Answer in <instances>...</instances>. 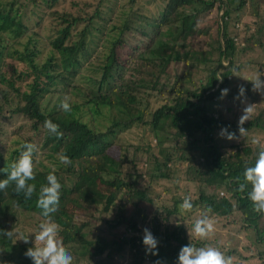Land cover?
Instances as JSON below:
<instances>
[{
  "label": "trees",
  "instance_id": "1",
  "mask_svg": "<svg viewBox=\"0 0 264 264\" xmlns=\"http://www.w3.org/2000/svg\"><path fill=\"white\" fill-rule=\"evenodd\" d=\"M18 1L13 0L5 9L0 7V33L9 34L13 39L25 36L26 29L20 22L18 6L21 5ZM141 1L144 0H128L129 13H123L119 24H109L102 34L101 45L106 51L103 62L93 67L92 63L85 66L89 70L86 81L90 86L81 102L69 100L70 112L60 110L57 99L45 100L44 96L51 97L60 90H70L71 94L79 96L80 91L74 82L78 70L83 68L84 59L90 56L89 45L96 46L91 38H87L92 17H100L96 9L93 16L88 17L79 13L59 16L62 27L54 31L55 36L49 42L52 51L45 62L35 63L33 58L37 54L27 48L35 42L31 38L34 33L26 36L22 52H14L18 55L17 61L23 62L28 69L30 67L34 77L23 89L16 88L13 100L8 96L0 98V169L10 171L11 165L19 158L21 146L24 143L35 144L38 149L33 154L35 179L29 183L35 185L36 191L30 199H25L22 192L17 194L14 183L0 191V229L15 232L17 226L22 225L31 231L28 235L27 230L20 233L24 238L29 237L27 244L17 241L15 236L11 239L0 236V264H32L24 253L34 246V234L45 219L37 207V199L41 186L47 183V175L53 172L62 187L58 210L51 219L59 226L57 238L63 241L77 260L89 262L96 259L94 264H112L114 258L122 256L126 248L134 253L136 245L143 246V237L126 238L124 234L116 237L114 228L127 225V230L139 232L130 218L120 213L121 207L127 198L152 206L148 198L149 186L146 185L144 189L140 186V172H123L122 168L126 166L136 169L135 162L131 160L132 154L124 153L114 159L106 151L111 147L114 135L128 130L129 126L144 118L148 106L147 100L142 99L144 92H158L157 87L161 85L166 87V103L145 115L149 120L143 124L149 126L161 158L160 163L154 162L148 177L155 180L178 179L174 175L180 172L182 178L186 176L188 181H198L205 188L230 193L231 197L227 200L217 202L213 196L200 193L192 201L193 208L202 211L201 217L209 209L223 218L237 213L238 219L231 218L228 224L243 232V249L250 255L244 256L242 261L246 264H264V226H258L261 215L253 211L252 203L247 199L251 185L244 192L237 190L239 183L243 182L245 168L254 166L258 152L264 150V147L259 149V141L264 138V110L252 114L243 125L257 137L255 140L245 141L242 138L229 141L218 136L225 126H230L229 131L239 135L237 122L240 115L236 111L240 101L234 100L238 89L229 88L231 76L235 73L234 68L238 72L247 68L245 53L264 48V1L160 0L163 6L151 17L133 11V7L141 4ZM130 16L138 19L136 25ZM80 22L82 27L74 33ZM141 23L144 29L138 26ZM200 25H205V28ZM134 30L143 39L136 40L134 46L123 44L122 35ZM206 31L210 36L209 41L204 42V47L199 50L193 48V39L202 33L206 35ZM73 36L75 40L71 39ZM121 45L126 46L125 54L120 53ZM11 50L10 41L5 43L0 40V59L6 57L15 60L10 56ZM211 55L210 60L208 56ZM7 66L13 68V65ZM170 66L182 68L177 79L168 74L167 68ZM130 69L138 72L137 83L123 79V73ZM192 70L200 71L198 79H194ZM221 70L223 83L215 79ZM28 72H21L12 81L5 80V83L13 87L17 80L23 82ZM148 78L151 83L143 88L142 84H147L145 80ZM182 80L184 83L180 88ZM113 81L114 84L109 83ZM5 83L4 75L0 73V86ZM103 85L107 86L106 90L102 89ZM223 88L229 89L228 95L223 98L227 99V104L219 98ZM7 103L4 114L3 108ZM103 111L112 117L111 125L105 133L97 135L95 118ZM10 119L16 124L7 132L2 121ZM46 120L58 124L62 135H49L44 129ZM167 129L175 131L176 139L166 138ZM180 140L186 145L185 148L176 147ZM169 141H173V144L167 146ZM60 154L67 155L72 163L67 166L62 164L58 158ZM42 157L46 160L45 164ZM126 158L129 164L125 163ZM183 164L185 166L181 172L178 166ZM64 176L69 179L68 184L64 182ZM5 178L6 174L0 171V180ZM178 208L177 202L170 208L162 207L164 213L160 214L161 219L178 215ZM85 209L105 215L101 223L108 225L113 232L94 224L92 227L98 233L93 239L87 238V229L90 230L91 226L85 220L73 222L74 212H86ZM108 213L111 218H107ZM159 223L157 218H152L150 226L146 227L159 241L158 256L151 259L154 264L156 261L175 264L180 248L189 243L195 247L210 243L187 238L186 232L193 225H180L173 230L165 228L161 231ZM164 252L169 254L164 255ZM144 260L145 256L141 255L139 263Z\"/></svg>",
  "mask_w": 264,
  "mask_h": 264
},
{
  "label": "rangeland",
  "instance_id": "2",
  "mask_svg": "<svg viewBox=\"0 0 264 264\" xmlns=\"http://www.w3.org/2000/svg\"><path fill=\"white\" fill-rule=\"evenodd\" d=\"M13 0H0V7L5 9L8 7L10 2ZM264 1V0H263ZM17 4V3H16ZM15 4V5H16ZM18 6L20 12V22L24 25L26 29H24L25 36L22 35L13 39L9 34L0 33V40L3 42L10 41L12 45V50L10 52V56L15 59L12 60L10 58L3 57L0 59V73L4 75V83L5 80L12 81L15 77L18 76L21 72H26L29 70L26 79L23 82L17 80L13 87H9L6 83L1 84L0 86V98H4V96H8L11 100H13L16 88L23 89L26 84H29L32 80L33 73L27 68V66L20 61H17L18 55L14 53L16 50L22 52L25 48L24 44L26 43V36L34 33L31 38L35 39V42L30 43L27 48L29 50H33L37 55L33 58V61L37 64H41L43 61L47 60L48 56L51 54L52 47L49 44L50 40H52L55 36L54 31L56 28L62 27L60 22L59 16L62 14H81L82 16H93L94 9L100 14V17H92V21L90 22V35L87 38H91L96 46L94 45L90 47L89 53L90 56L86 61L83 62V68L78 70V75L75 78L74 84L78 86V90L80 94L78 97L74 96L72 91L70 90H63L58 93L54 94L51 97L45 95V100L60 102L65 96L69 98V100H74L77 102H81L83 98H85V94L87 93V88H89V83L86 81L87 76L89 75V70L85 68L86 65L92 63V67L96 66L97 64H101L103 62V55L106 51L103 50L102 43V34L107 31L109 24H113L117 26L119 24V19L123 13L128 14L129 11V2L128 0H101L98 2L97 0H56V2H51L50 0H19ZM163 6L162 1L160 0H144L141 1V4H137L133 7V11L137 14H145L149 17L156 15L157 11ZM133 22L137 23L138 19H135L134 16H130ZM108 20V21H106ZM138 26L144 29L143 24H139ZM82 27V22L78 23L75 27V32H77ZM199 27H204L205 25H200ZM100 31L101 33H98ZM9 40H8V39ZM123 44L129 43L133 44L136 40H142L143 38L140 37L137 30L125 32L122 35ZM13 39V40H12ZM75 40L76 37L73 36L71 38ZM210 36L206 31V35L199 34L198 38L195 37L191 42L193 48L198 49L200 47H204V42H208ZM66 44V41L64 45ZM142 46V45H141ZM126 46L121 45V54H125ZM213 55V54H212ZM211 56L208 58L211 60ZM56 57V55H55ZM215 58V57H214ZM245 59H248L247 68L240 70L239 72H235L231 76V86L229 88H237L239 85H243L246 89L245 96L247 98V102L254 103L255 109L253 114L257 113L258 110H264V95H261L258 92L252 91V84L247 80H254L257 75L264 73V48L263 49H255L252 52L245 53ZM28 64L26 59H23ZM81 60V58L79 59ZM82 62V60H81ZM88 63V64H87ZM13 65V68L8 67L7 65ZM262 68L261 71H258ZM168 74L171 77H179L181 74L182 68L181 67H173L170 66L167 68ZM123 72V71H122ZM99 74V73H98ZM193 74L194 79H198L200 77V71H191ZM99 77V76H98ZM138 72L136 69H130L123 73V79L125 82L131 80L133 83H137ZM144 78H147L144 76ZM264 79V77H262ZM115 81V80H114ZM109 82V83H113ZM147 84H142L143 88H146V85L151 83V80L148 78L145 80ZM184 81L182 80L180 84V88L182 87ZM173 83L171 82V85ZM185 87V85H184ZM103 90L107 89L106 85L102 86ZM158 92H151L148 90L149 93H145L142 95V99H146L148 102V106L146 108L145 115L150 114L156 108L164 105L166 103L165 99L168 98L167 93H165L166 87L164 85L157 87ZM238 93V90H237ZM59 97L57 98V96ZM224 104H227V99L222 100ZM144 105L142 104V107ZM8 107V103L3 108V113H6V109ZM243 105L239 104L238 110L236 113L241 115V108ZM141 122H137L129 126V129L119 133L118 135L113 136V142L110 148L107 149L106 153L108 156H111L114 159L121 154L128 153L131 155V160L135 162L136 169L134 170L130 166L123 167V172H140L142 174L141 178L138 180L140 186L144 189L146 185L149 186L148 190V198L151 199L152 206L148 204L140 203L134 201L133 199H125L123 207H121V214H123L126 218H130V222H133L136 225V228L139 232L134 233L130 230H127V225H121L117 228H114V234L118 237L121 234H124L126 238H133L138 236L139 238L143 237V229L150 226L151 219L157 218L159 223V229L162 231L165 228L167 230H173L176 227L183 225L189 226L194 225L197 219H200L202 211L194 207L191 211L186 213H181L180 209L178 208V215H171L167 217V219H161V213L163 214L164 211L162 207L170 208L172 204L177 202V207L182 203L183 199L186 196L191 197V201L197 199L200 193L205 194V196H213L214 201L217 202L220 199H225L231 197L230 193H225L223 190H214L212 188H205L202 183H198V181L192 182L188 181L185 176L182 178L180 172H175L174 176H178V179H170V180H155V178L150 179L148 177L149 172L152 171L151 167L153 166L154 162H161V158L158 155V151L156 148L155 138L153 137L152 133L150 132L149 126L143 125L144 123L148 122L149 117L145 116ZM13 119V118H12ZM2 121V126L4 127L5 131H11L16 122L14 120ZM95 125L98 126L97 135H101V133H105L110 128V119L109 113L102 112L101 115L97 116ZM166 138L171 140L175 138V131L168 130L166 133ZM257 137H254L251 130H247V134L243 139L245 141H250L251 139L255 140ZM242 140V138L240 139ZM177 143V148H185L186 145L184 143ZM264 138L259 141L260 146L259 149L264 147ZM167 146L173 144V141L167 142ZM165 146V144H164ZM42 161L45 164L46 160L42 157ZM126 164L128 163V159L125 160ZM236 163V162H235ZM184 164L178 166L179 171L183 172ZM141 167V168H140ZM151 169V171H150ZM147 170V171H146ZM64 182L68 184L69 179L67 176H64ZM151 182V183H148ZM201 190V191H199ZM86 203V201L82 200ZM234 199H232L231 203L233 204ZM86 212L82 211H75L73 222L79 223V221H86L91 226L90 230H88L87 238L93 239L95 235H97V231L92 227V225L96 224V226L103 228L107 231H112L108 225H103L101 220L106 218L105 215L100 214L99 212H93L90 210H86ZM112 209L110 210V214ZM244 212H247L244 210ZM108 213L107 218H111V215ZM204 215H207L213 222L214 231L210 234V236L206 239L210 243H207L205 246H212L220 250L226 257H232V264H246L242 260H244V256H249L247 253L244 252L243 249V232L240 229H237L235 226H229L228 222L231 218L235 220L238 219L239 215L237 213H233L228 218H223L222 216H217L216 213H211L207 211ZM258 226H264V216L258 220ZM126 227V228H125ZM21 230L26 231L27 235L31 233L30 229L27 227L19 225L17 226L15 233L20 235ZM103 235V234H100ZM187 238L188 231L186 232ZM18 239L17 236H15ZM197 238L191 237L190 240H195ZM200 240V239H199ZM202 242H205L201 240ZM204 246V247H205ZM200 247V246H198ZM126 251L122 252V256L115 257L112 264H140L139 261L141 259V255L145 256V260L141 264H154L152 263L151 259L153 255H146L145 254V247L136 245L134 247L132 253L128 248L125 249ZM230 253L231 255L227 254ZM164 255H168L169 253H163ZM74 256V264H94L95 260H88L80 259L77 260V257ZM103 256L101 257V259ZM251 258V257H248ZM100 259V260H101ZM177 260V259H176ZM251 260V259H250Z\"/></svg>",
  "mask_w": 264,
  "mask_h": 264
},
{
  "label": "clouds",
  "instance_id": "3",
  "mask_svg": "<svg viewBox=\"0 0 264 264\" xmlns=\"http://www.w3.org/2000/svg\"><path fill=\"white\" fill-rule=\"evenodd\" d=\"M226 66V65H225ZM233 72H238L233 69ZM235 76V75H234ZM222 70L216 74V80L223 83ZM264 73L257 75L254 80H247L252 84V91L264 95ZM246 89L243 85L238 86V93L234 100H239L243 107L241 108V115L237 122V132H230L229 127H222L218 136L229 141H239L247 134V129L244 128L246 121H249L254 109V103L247 102L245 96ZM229 93L228 88H223L220 91V99L225 98ZM58 107L64 112L71 111V104L69 98L65 96ZM44 129L49 135L60 136L59 125L53 123L51 120L44 122ZM255 142V141H254ZM21 152L16 162L11 165V169L4 168L0 171L6 174V178L0 180V191L8 188L10 183L15 184V192L17 194L23 193L25 199H30L36 191L35 185L29 183L35 179L33 171V154L38 151L37 146L33 143H24L21 146ZM60 162L65 166L72 163L67 155L60 154L58 156ZM47 183L41 186L39 196L37 199V207L41 209V215L45 218L39 225V231L34 234V246L29 247L24 255L32 261V264H74V256L64 246L61 239H58L59 226L51 219L53 213L58 210L61 184L56 175L49 173L46 177ZM251 185V190L247 194V199L252 203L253 211L264 216V150L258 152L254 166L245 168L243 172V182L238 185V191L244 192L248 185ZM181 213L189 212L193 209L191 197L186 196L179 205ZM209 211H211L209 209ZM214 231L212 220L203 215L197 219L188 230L189 239L191 237L206 240ZM0 236L6 238H13L17 236V241H23L25 244L29 243V237L24 238L13 230L0 229ZM143 246L145 247L146 255L158 256L159 241L148 228L143 229ZM155 264H162L161 261H156ZM175 264H232V258L226 257L220 250L212 246L195 247L191 243L180 248Z\"/></svg>",
  "mask_w": 264,
  "mask_h": 264
}]
</instances>
